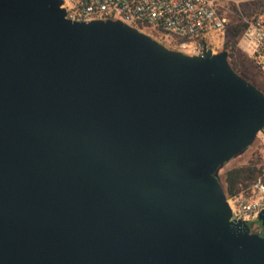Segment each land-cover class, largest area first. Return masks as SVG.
<instances>
[{"label":"water","instance_id":"1","mask_svg":"<svg viewBox=\"0 0 264 264\" xmlns=\"http://www.w3.org/2000/svg\"><path fill=\"white\" fill-rule=\"evenodd\" d=\"M262 132L226 52L0 0V264H264L218 180Z\"/></svg>","mask_w":264,"mask_h":264},{"label":"built area","instance_id":"2","mask_svg":"<svg viewBox=\"0 0 264 264\" xmlns=\"http://www.w3.org/2000/svg\"><path fill=\"white\" fill-rule=\"evenodd\" d=\"M62 8L66 18L75 23L117 20L140 32H160L179 41V48H191V56H202L204 48L219 53L216 49L222 47L227 26L212 0H67ZM246 23L241 35L243 51L264 75V11ZM228 200L231 221L255 222L264 211V183L258 179Z\"/></svg>","mask_w":264,"mask_h":264},{"label":"rangeland","instance_id":"3","mask_svg":"<svg viewBox=\"0 0 264 264\" xmlns=\"http://www.w3.org/2000/svg\"><path fill=\"white\" fill-rule=\"evenodd\" d=\"M62 6L67 5V0H61ZM214 4L216 5V9L220 15L226 18L227 20V26L230 25V22H232V19L236 18V11L242 12L244 9V5L246 3L241 2L240 0H212ZM248 10V9H247ZM108 21V20H107ZM110 21H117V20H110ZM243 22H247V18L245 17L243 19ZM140 32V31H138ZM140 33L150 37L151 39L155 40L159 44L163 45L164 47L173 50L181 52L185 55L191 56V48L187 47L184 49L179 48V41L174 40L173 38L162 34L160 32H154V31H141ZM222 51V47H218V49ZM237 50L240 54V56L246 57L248 59V63L245 65H240L237 61L233 63V67L237 74L242 75L246 77L248 80L253 82L256 86H258L261 89H264V83H261L259 78L264 80V75H262L252 64L249 57L245 54L242 48L241 44V37L238 40L237 44ZM254 73H256V76H254ZM251 162H258V167L264 168V132L259 133L256 137L253 144L248 147L243 153L238 155L237 157L231 159L228 163H226L219 171L218 177L223 186H225V175L226 173L234 168H239L243 166H247ZM228 203L230 201L228 200ZM231 205V204H230ZM249 227L251 232H257L260 231L261 226L260 223L255 221L249 223Z\"/></svg>","mask_w":264,"mask_h":264},{"label":"trees","instance_id":"4","mask_svg":"<svg viewBox=\"0 0 264 264\" xmlns=\"http://www.w3.org/2000/svg\"><path fill=\"white\" fill-rule=\"evenodd\" d=\"M242 9H244L242 12L236 11V18L232 19L230 25L226 27L222 43V51L228 54V63L235 73H237L233 67L235 61L240 65L248 63V59L240 56L237 50L238 40L247 27V23L243 22V19L246 17L248 22L253 21L264 11V1L246 3ZM239 76L264 94V89L259 88L246 77ZM254 76H256V73H254ZM259 80H261V83H264V80L261 78ZM257 165L258 162H251L247 166L229 170L225 175V186L221 184L218 177L227 200L239 194L241 191L249 189L258 179H261V182L264 183V168H259Z\"/></svg>","mask_w":264,"mask_h":264}]
</instances>
